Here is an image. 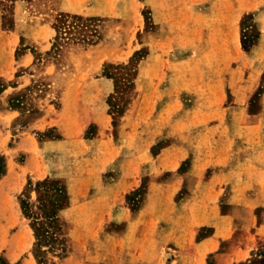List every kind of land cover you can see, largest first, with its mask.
<instances>
[{
	"label": "rangeland",
	"instance_id": "obj_1",
	"mask_svg": "<svg viewBox=\"0 0 264 264\" xmlns=\"http://www.w3.org/2000/svg\"><path fill=\"white\" fill-rule=\"evenodd\" d=\"M217 12V0H0V264H38L21 207L22 199L36 203L38 182L58 180L70 197L60 212L66 253L49 251L50 264H177L172 248L126 261L112 239L126 229L112 219L113 205L144 208L159 150L184 143L192 157L180 171L195 158L206 178L248 159L264 165V47L255 51L262 32L244 14L235 43L233 31L215 30ZM62 16L96 18L87 31L96 42L74 32L60 38ZM223 39L230 45L219 47ZM132 174L139 186L119 200L117 184ZM194 188L179 192V207L208 199L230 217L222 225L229 238L200 264H228L218 256L240 247L247 257L233 264H264V237L255 236L264 206L233 204L229 185ZM106 209L110 217L99 218ZM215 220L197 229L198 242L215 234Z\"/></svg>",
	"mask_w": 264,
	"mask_h": 264
},
{
	"label": "crops",
	"instance_id": "obj_2",
	"mask_svg": "<svg viewBox=\"0 0 264 264\" xmlns=\"http://www.w3.org/2000/svg\"><path fill=\"white\" fill-rule=\"evenodd\" d=\"M223 1L225 0H217L218 18L215 30L221 33L233 31V40L236 43L235 32L242 15L252 13L255 15L256 26L262 32L255 51L264 47V0H229L226 4ZM170 22V20L163 22L166 24H162V27H170ZM228 41V39L220 40L218 46L227 47L230 45ZM161 65L162 63H157L158 79L160 72L166 67L165 61L163 66ZM225 81L226 79L223 83H226ZM218 94L221 95V91ZM163 119V114H160L159 140L166 127ZM191 152L187 145L180 143L177 139L163 146L155 159L157 167L149 174V194L144 208L133 214L128 207L113 205L112 219L119 223H126L125 231L112 237L113 245L116 253L125 255L126 261L146 262L148 255L153 254L158 248H172L178 253L177 264H193L195 261L200 264L208 254L218 250L221 240L229 238V232L223 233L222 225L230 217L222 216L219 206L210 205L208 199L201 204H196L189 198L182 203L181 207L177 205L176 197L184 187L193 192L195 186L198 188L203 186L205 191L214 193L223 191L224 185H229L233 204L246 207L264 206V165L262 163L248 159L246 162H240V165L235 168L220 170L206 178L203 170L196 171L195 158L192 159L191 169L180 171L182 164L192 157ZM218 164L223 166L227 163L223 161ZM139 182L136 174L124 177L117 184L115 191L117 195H120L119 200L122 197L121 194L137 188ZM193 184L194 186L190 189ZM210 207L215 210L214 216L208 213L207 209ZM202 208L206 209L205 212ZM110 212L106 209L99 218L101 216L109 218ZM216 218L215 234L198 242L197 229L213 224ZM256 230L255 236L264 237V222ZM247 250L240 247L232 254H222L218 258L227 257L228 264H233V261L247 257Z\"/></svg>",
	"mask_w": 264,
	"mask_h": 264
},
{
	"label": "trees",
	"instance_id": "obj_3",
	"mask_svg": "<svg viewBox=\"0 0 264 264\" xmlns=\"http://www.w3.org/2000/svg\"><path fill=\"white\" fill-rule=\"evenodd\" d=\"M96 18L85 20L82 17L74 16L69 21L68 17L59 18L60 25L56 29L61 38L62 34L78 33L80 41L93 44L96 41L88 36L87 31ZM93 35L98 36L97 29L92 30ZM118 69V68H117ZM106 75L116 78V73L107 72ZM118 88V87H117ZM0 157V177L4 175V165ZM35 191L37 192L36 203L30 199H22L21 207L24 215L31 221L36 242L33 250L38 264H50L49 251L61 250L66 253V237L64 227L60 219V212L70 204V197L65 186L58 180H45L38 182ZM48 248V249H47ZM1 264H5L3 261Z\"/></svg>",
	"mask_w": 264,
	"mask_h": 264
}]
</instances>
